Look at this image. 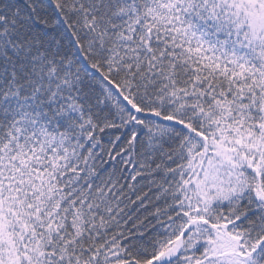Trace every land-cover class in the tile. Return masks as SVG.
I'll return each mask as SVG.
<instances>
[{
  "label": "snow or ice",
  "instance_id": "1",
  "mask_svg": "<svg viewBox=\"0 0 264 264\" xmlns=\"http://www.w3.org/2000/svg\"><path fill=\"white\" fill-rule=\"evenodd\" d=\"M0 264H264V0H0Z\"/></svg>",
  "mask_w": 264,
  "mask_h": 264
}]
</instances>
